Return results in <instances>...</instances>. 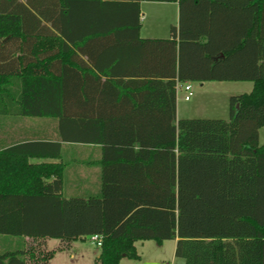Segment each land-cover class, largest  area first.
Returning <instances> with one entry per match:
<instances>
[{"label": "trees", "instance_id": "trees-1", "mask_svg": "<svg viewBox=\"0 0 264 264\" xmlns=\"http://www.w3.org/2000/svg\"><path fill=\"white\" fill-rule=\"evenodd\" d=\"M141 2H178L169 38H141ZM233 81L253 87L228 120H177L176 83ZM13 117L99 146L98 189L29 164L52 144L13 148ZM262 127L264 0H0V264H34L26 238L92 236L95 264L144 241H175L184 264H264Z\"/></svg>", "mask_w": 264, "mask_h": 264}, {"label": "rangeland", "instance_id": "rangeland-1", "mask_svg": "<svg viewBox=\"0 0 264 264\" xmlns=\"http://www.w3.org/2000/svg\"><path fill=\"white\" fill-rule=\"evenodd\" d=\"M144 21L142 22L143 37L166 38L169 35V26L174 23V12L171 7L160 4L146 2L143 5ZM192 96L189 101L183 100L185 93L181 89L177 93V120L182 119H209L228 120L230 116L229 98L231 96L248 94L251 92L253 84L249 81L233 82H190ZM203 84V87H201ZM259 146H264V127L259 130ZM51 247L58 245L60 249H55V255L49 264H89V259L99 252V248L92 245L89 238L84 240H74L67 243L59 239H50ZM173 241H166L162 245L155 242H145L136 244V252L140 256L138 260L125 259L122 264H184L182 259L174 257L172 250ZM44 244H36L27 241V248H33L36 255L34 264L45 263L47 250ZM71 254L76 255V260L70 258ZM95 257V256H94ZM33 263L28 262V264ZM91 264H94L92 262Z\"/></svg>", "mask_w": 264, "mask_h": 264}, {"label": "crops", "instance_id": "crops-1", "mask_svg": "<svg viewBox=\"0 0 264 264\" xmlns=\"http://www.w3.org/2000/svg\"><path fill=\"white\" fill-rule=\"evenodd\" d=\"M146 2L140 3V36L141 38L148 39L150 37H143L141 35L142 32V22L144 21V14H143V5ZM163 5L165 7H171L174 12V23L170 24L169 29L171 26H178L179 21V4L178 2L173 3H158V2H151ZM166 38H151V39H167ZM219 83V82H217ZM203 87V84L202 86ZM177 93H176V111H177ZM263 128V127H262ZM34 141H42L46 143H51L52 145L43 146L45 148V152L50 153L49 156L54 157H40V158H28L29 164H52V165H63L64 171L63 174H66V179L68 180V193H75L78 195H86L96 191L99 186V174L100 168L98 166V161L100 159V150L99 146L96 145H84L82 143H74L68 144L59 139L58 135V123L55 120L51 119H32L27 117H13V148H17L22 152L30 151L32 148L28 144ZM59 145V146H58ZM10 146V145H7ZM60 148V149H59ZM60 151V155H58ZM72 190V191H71ZM66 191V192H67ZM6 242L1 243L0 239V252L3 248H11V246ZM27 241H31L36 244H44L43 247L45 250L52 251V257L47 261L46 264H49V261L53 259L55 255V249H60L58 245L51 247V242L48 241V238H40L36 240H31L26 238L25 239V246ZM63 241V240H60ZM65 242V241H64ZM150 242L144 241L141 243ZM154 242V241H152ZM166 242V241H165ZM163 242V243H165ZM172 250L175 249V241H173ZM135 243V250L136 244ZM162 243V244H163ZM160 244V245H162ZM13 245V244H12ZM67 242L63 244L66 247ZM27 247V246H26ZM33 249V248H32ZM34 250V249H33ZM137 253V252H136ZM95 256V257H94ZM90 257L89 264L94 262L99 257V252ZM139 256V255H138ZM175 257V256H174ZM71 260H76V255H70ZM140 258V256H139ZM128 258H122L119 264H122L123 261ZM130 260V259H129Z\"/></svg>", "mask_w": 264, "mask_h": 264}, {"label": "built area", "instance_id": "built-area-1", "mask_svg": "<svg viewBox=\"0 0 264 264\" xmlns=\"http://www.w3.org/2000/svg\"><path fill=\"white\" fill-rule=\"evenodd\" d=\"M181 89L185 93L183 100L185 102L189 101L191 96H192L190 84L189 83H183V84L176 83V85H175L176 93H178ZM89 241L92 245L96 246L97 248H99L101 246V243H102V239L99 236H92L89 238Z\"/></svg>", "mask_w": 264, "mask_h": 264}]
</instances>
